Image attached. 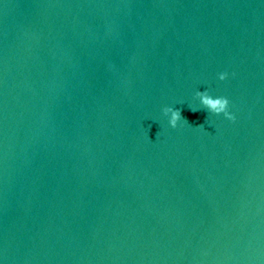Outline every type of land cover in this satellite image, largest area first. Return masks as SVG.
I'll list each match as a JSON object with an SVG mask.
<instances>
[{
  "label": "water",
  "instance_id": "1",
  "mask_svg": "<svg viewBox=\"0 0 264 264\" xmlns=\"http://www.w3.org/2000/svg\"><path fill=\"white\" fill-rule=\"evenodd\" d=\"M0 264H264V0H0Z\"/></svg>",
  "mask_w": 264,
  "mask_h": 264
},
{
  "label": "clouds",
  "instance_id": "2",
  "mask_svg": "<svg viewBox=\"0 0 264 264\" xmlns=\"http://www.w3.org/2000/svg\"><path fill=\"white\" fill-rule=\"evenodd\" d=\"M226 73L221 74L219 79L224 81L226 79ZM201 97V102L205 106V109L211 114L221 115L223 114L225 118L229 121L235 122V116L229 112V100L226 97L212 98L207 92L205 93H197ZM164 113L171 112V119L169 120V125L173 129L177 127V124L181 119H184L186 122L187 119L182 117L181 111L179 109L165 108Z\"/></svg>",
  "mask_w": 264,
  "mask_h": 264
}]
</instances>
